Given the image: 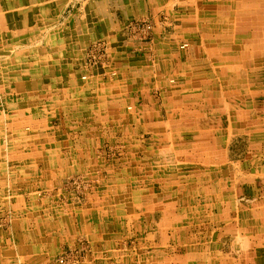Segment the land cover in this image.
Masks as SVG:
<instances>
[{"label":"crops","instance_id":"crops-1","mask_svg":"<svg viewBox=\"0 0 264 264\" xmlns=\"http://www.w3.org/2000/svg\"><path fill=\"white\" fill-rule=\"evenodd\" d=\"M68 251L264 264V0H0V264Z\"/></svg>","mask_w":264,"mask_h":264},{"label":"built area","instance_id":"built-area-1","mask_svg":"<svg viewBox=\"0 0 264 264\" xmlns=\"http://www.w3.org/2000/svg\"><path fill=\"white\" fill-rule=\"evenodd\" d=\"M210 1H218V0H210ZM131 28H134L137 32L143 34V35H149V33H151L152 31V24L147 22V21H143V20H136L133 21L131 23ZM188 45V43H184L182 44V48L186 47ZM100 58V51L98 49L93 50L90 53L89 59L90 62H95ZM117 73L116 71L112 72V75L115 76ZM83 78H86V76H83ZM171 81H174L173 79ZM131 108V107H129ZM73 251H68L66 252L64 255H62L59 258V262L60 263H71L70 259L72 258L71 254H73ZM76 258V257H75ZM77 259V258H76ZM77 260H73V263L76 264ZM72 264V263H71Z\"/></svg>","mask_w":264,"mask_h":264},{"label":"rangeland","instance_id":"rangeland-1","mask_svg":"<svg viewBox=\"0 0 264 264\" xmlns=\"http://www.w3.org/2000/svg\"><path fill=\"white\" fill-rule=\"evenodd\" d=\"M171 80H172V78L169 80L170 83H174V82H175V81H171ZM173 80H174V79H173ZM83 189H84V188H82V190H81V189H80V190H81V191H84ZM64 254H65V253H64ZM64 254H63V255H64ZM76 255H77V253H75V252H74L73 254H71L72 258L70 259V262H71L72 264H74V263H73V260H77V259L75 258ZM60 257H61V256H60ZM60 257H59V258H60ZM59 258H58V260H59ZM71 263H70V264H71ZM62 264H65V263H62Z\"/></svg>","mask_w":264,"mask_h":264}]
</instances>
